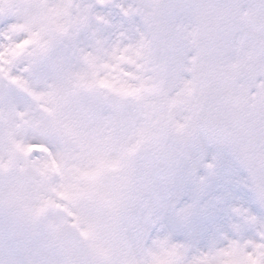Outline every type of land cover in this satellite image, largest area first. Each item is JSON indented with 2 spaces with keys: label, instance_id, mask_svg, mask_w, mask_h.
<instances>
[{
  "label": "snow or ice",
  "instance_id": "1",
  "mask_svg": "<svg viewBox=\"0 0 264 264\" xmlns=\"http://www.w3.org/2000/svg\"><path fill=\"white\" fill-rule=\"evenodd\" d=\"M0 264H264V0H0Z\"/></svg>",
  "mask_w": 264,
  "mask_h": 264
}]
</instances>
